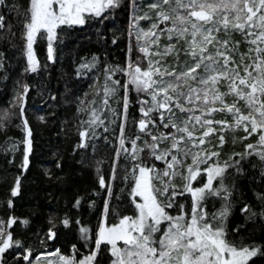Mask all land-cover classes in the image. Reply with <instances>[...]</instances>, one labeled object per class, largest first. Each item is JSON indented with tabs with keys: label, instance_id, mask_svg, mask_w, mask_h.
Wrapping results in <instances>:
<instances>
[{
	"label": "snow or ice",
	"instance_id": "1",
	"mask_svg": "<svg viewBox=\"0 0 264 264\" xmlns=\"http://www.w3.org/2000/svg\"><path fill=\"white\" fill-rule=\"evenodd\" d=\"M121 9L129 17L124 63L92 54L75 69L80 77L103 64V82L94 77L99 88L89 86L77 100V113L87 118L79 121L80 140L73 148L96 154L102 128L113 149L107 173L104 160L91 161L104 193L96 227L76 216L54 217L44 239L36 234L37 242L58 238L59 219L78 232L84 252L73 244L71 255L59 248L37 254L14 235L17 217L0 219V264H8L6 253L17 251V264L21 258L27 264H101L105 252L106 264H264V242L251 235L258 225L264 230V0H27L26 7L0 0V39L15 37L17 25L5 11L15 12L27 58L24 71L36 72L38 39L46 42L47 60L55 62L54 44L63 43L60 33L74 26L99 25L97 37L118 45L123 33L111 30L106 36L100 29ZM17 84L14 101L0 110V131L14 126L23 133L20 141L6 142L11 151H21L22 175L29 169L33 131L26 114L30 86ZM130 93L139 114L132 120L134 132L126 131ZM229 134L233 145L244 143V148L225 156ZM79 162L89 166L84 156ZM56 167L61 168L59 159ZM118 171L124 184L119 195L114 191ZM21 175L11 197L20 194ZM83 199L75 198L73 207ZM7 206L12 208L11 199ZM90 206L96 208V201Z\"/></svg>",
	"mask_w": 264,
	"mask_h": 264
},
{
	"label": "trees",
	"instance_id": "2",
	"mask_svg": "<svg viewBox=\"0 0 264 264\" xmlns=\"http://www.w3.org/2000/svg\"><path fill=\"white\" fill-rule=\"evenodd\" d=\"M9 2L27 6V0H9ZM5 15L11 23L17 26L13 28V32L16 33L15 37L8 35L0 39V53L4 56V67L0 68V110L9 108L14 101L15 93L19 90L18 81L30 86L26 114L33 131V152L29 157V169L21 175L19 168L22 160L21 151H11L10 145L6 147V142L10 137L20 141L23 133L14 126H10L6 133L0 131V219L8 220L10 216L17 217V224L12 226L15 229L14 235L21 239L25 246L35 249L37 254L59 248L63 255H71L73 244H76L79 252L83 253L84 249L80 243H77L78 232H75L73 228L63 227L59 219L56 220L57 228L54 229L58 232V238L54 241H46L41 245L37 242L36 234L39 233L40 239H44L43 233L49 227L48 221L54 217L63 218L65 214L76 216L82 224L87 223L89 227L94 229L96 227L97 212L103 203L104 193L96 184L95 166L91 161L104 160L103 168L107 173L114 155L113 149L105 144L102 138L105 135L102 128L97 130L101 139L95 142L96 154L92 153L91 148L86 151L80 149L74 153L73 148L80 140L79 121L87 118L86 115L77 113V100L82 98L84 93L90 92L89 86H95L92 91L99 88L100 85L94 77L99 76L100 83L103 82V64H101L100 71H86L80 77L76 76L75 69L82 57L90 58L92 54L100 55L102 61L106 55L107 63L110 64L124 63L128 45V13L123 9L118 10L114 14L115 19L105 21V26L100 29L106 36L111 35V30H115L118 35L123 33L118 45H112L110 40L105 44L97 37L96 31L99 25L74 26L67 33H60L63 43L54 44L56 61L50 62L47 60L46 42L38 39L37 44L34 45L40 61L36 72L24 71L27 58L24 52V42L20 39L21 29L18 26L15 12L5 11ZM133 50L135 55L134 40ZM52 96L56 99H51ZM129 99V119L126 131L134 132L132 120L133 118L139 119L138 109L135 107V94L130 93ZM112 106L116 107L115 104ZM39 116H44L45 121L41 122L38 119ZM13 123L19 124L20 121L15 120ZM241 134L236 135L238 137ZM111 138L109 135V139ZM226 139L228 143L223 149L225 156L234 151H243L244 143L238 142L233 145L231 134ZM249 142H254V138H251ZM22 148L21 145V150ZM82 156L86 157L88 167L82 166L79 162ZM58 159L61 164L59 169L56 167ZM160 164L161 162H157L158 167ZM18 175H21V191L17 197H11L10 190ZM121 175L118 171L114 188L117 195H119V188L124 187V184L120 182ZM257 179H259L258 174ZM251 187L259 190V185L252 184ZM97 192L100 193L99 196L95 195ZM77 197L84 198L78 209L73 207ZM248 198L252 199L251 192L248 193ZM9 199L13 204L11 209L7 206ZM93 200L96 201V208L90 206ZM182 202L187 203V200ZM23 219L29 221L28 225L20 223ZM236 220L243 223V218L238 213ZM251 235L257 242H264V230H261L259 225ZM9 252L12 250L10 249ZM5 256L8 264H17L15 257L20 256V253L18 251L14 255L6 253ZM79 258L78 254L77 259ZM107 260L108 254L105 252L101 264H106ZM19 264H27V261L21 258Z\"/></svg>",
	"mask_w": 264,
	"mask_h": 264
},
{
	"label": "rangeland",
	"instance_id": "3",
	"mask_svg": "<svg viewBox=\"0 0 264 264\" xmlns=\"http://www.w3.org/2000/svg\"><path fill=\"white\" fill-rule=\"evenodd\" d=\"M41 258H42V260H43V257H41ZM51 258L54 259V260L56 259V257H51Z\"/></svg>",
	"mask_w": 264,
	"mask_h": 264
},
{
	"label": "flooded vegetation",
	"instance_id": "4",
	"mask_svg": "<svg viewBox=\"0 0 264 264\" xmlns=\"http://www.w3.org/2000/svg\"><path fill=\"white\" fill-rule=\"evenodd\" d=\"M130 214H131V212H130Z\"/></svg>",
	"mask_w": 264,
	"mask_h": 264
},
{
	"label": "water",
	"instance_id": "5",
	"mask_svg": "<svg viewBox=\"0 0 264 264\" xmlns=\"http://www.w3.org/2000/svg\"><path fill=\"white\" fill-rule=\"evenodd\" d=\"M50 62H52V61H50Z\"/></svg>",
	"mask_w": 264,
	"mask_h": 264
}]
</instances>
